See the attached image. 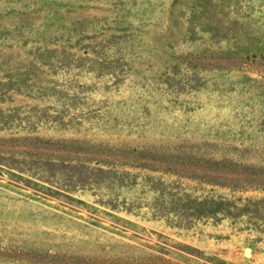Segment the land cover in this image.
Segmentation results:
<instances>
[{
  "label": "rangeland",
  "instance_id": "obj_1",
  "mask_svg": "<svg viewBox=\"0 0 264 264\" xmlns=\"http://www.w3.org/2000/svg\"><path fill=\"white\" fill-rule=\"evenodd\" d=\"M113 1L0 0V264H264V0H197L202 36L188 32L192 0H120L140 17L83 40L137 37L146 71L116 87L99 64L34 62L35 48L83 55L58 28L102 24ZM176 63L209 85L150 84ZM190 198L222 209L188 217Z\"/></svg>",
  "mask_w": 264,
  "mask_h": 264
},
{
  "label": "trees",
  "instance_id": "obj_2",
  "mask_svg": "<svg viewBox=\"0 0 264 264\" xmlns=\"http://www.w3.org/2000/svg\"><path fill=\"white\" fill-rule=\"evenodd\" d=\"M114 6V14L113 16H110L108 18H101L102 24H93V26H85V23L89 21L88 20H79V21H73L72 26H61L58 28V32L60 33V36L58 40L61 41L59 43L63 47H76L77 49H83V55H73V54H67L64 49L62 50V54L56 55L55 53L57 50L54 48L48 50L49 53H51V56L43 60V58H37L38 56V49L35 48L36 51L33 52L32 58L34 62L38 63L42 67H46L49 70H52L54 74L62 73V71H65L66 69H75V68H69L70 66L74 65L76 62H80L81 68L86 69L89 72H95L98 71V68H95L97 64L101 65L100 68L106 67L109 68L104 74L109 73L113 78V84L116 87V84H118V80H125L126 78H130L133 74L137 73H145V68H135L134 61L138 59V55L134 53V46L136 45V36L129 35V34H120V35H109L106 38L97 40L95 42H90L87 44L83 43V40L85 38H89L90 36H86L88 32H91L93 34H96L98 32H101L102 30L106 29L111 23V25L120 27L122 26V23H130L127 20V16L131 14L129 12V7H126L122 5V1L120 0H114L113 2ZM246 3H250V0H235V4L240 5L238 7L234 6L236 9H241ZM191 5L189 6L188 15L186 17L187 26H188V32L189 35H195L199 34L202 36L204 33H207L210 31L209 28L205 27L202 24L201 21V5L200 2L197 0H192ZM251 4H253V1H251ZM227 5H229L227 3ZM254 5V4H253ZM201 8V9H200ZM134 18H139L137 12L131 14ZM109 18H112V21H109ZM91 23V22H90ZM95 23V22H94ZM131 24V23H130ZM102 26V28H101ZM68 27V28H66ZM23 31L20 30L19 33V39L21 40L23 37ZM52 36H55L52 34ZM27 37V36H26ZM25 39V38H24ZM23 40V39H22ZM25 41V40H24ZM58 44V43H56ZM108 63L110 66H102V64ZM185 68L179 66L178 63L173 64L170 69L165 70H148L149 72V78L150 84H158L163 82L167 87L172 86L171 83L172 80L177 81L180 89H187L188 91L190 89L199 90L201 87L207 86L209 84L208 80L203 76L202 73L196 72V74H185ZM103 74V75H104ZM181 74V75H180ZM27 75L29 73L27 72ZM184 76V77H182ZM198 76H201L198 78ZM120 78V79H119ZM122 81V83H123ZM158 83H156V82ZM10 85L17 87L16 89H21L22 87H26V85L23 83V81L19 79H13L11 78L9 81ZM112 86V85H111ZM34 87V88H32ZM27 88L30 89L29 91H33V95H38L41 97L45 96H56V93L53 92L51 94L48 93V89H51L50 85H41V86H35L34 84H29L27 82ZM57 86H54L52 88L53 91H57ZM181 90H175L173 93L178 94ZM54 115V116H52ZM47 117H49L51 122L58 123L62 122V119L60 118L61 115L57 112L55 114H47ZM114 120V119H113ZM63 123V122H62ZM110 177V182L114 184H122L124 181H126L125 177L122 175L120 170H109L107 172ZM159 180L157 179V182ZM152 189L154 191H159L160 196H162L163 191L161 188H159V185L154 183L152 186ZM174 195V194H173ZM191 197V196H190ZM219 203V202H218ZM128 204V203H127ZM221 204V203H219ZM111 206L114 204H110ZM210 203L206 204V202L198 201L196 198H190V200H187V204H185L187 210H189L188 217H200L209 215L212 212H217L218 210L222 209H212L209 206ZM219 205H216V207ZM222 211V210H221Z\"/></svg>",
  "mask_w": 264,
  "mask_h": 264
}]
</instances>
